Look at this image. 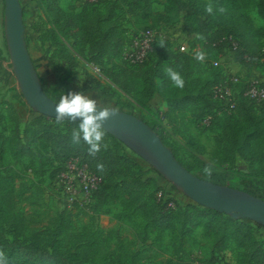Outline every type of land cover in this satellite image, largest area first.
Returning <instances> with one entry per match:
<instances>
[{"label":"rangeland","instance_id":"obj_1","mask_svg":"<svg viewBox=\"0 0 264 264\" xmlns=\"http://www.w3.org/2000/svg\"><path fill=\"white\" fill-rule=\"evenodd\" d=\"M210 4L211 0H200ZM24 7L25 38L29 44V53L45 85L63 82L71 92H82L95 99L99 105H110L117 101L123 111L140 115L154 123L162 137L182 163L196 170L202 166L225 172L228 178L233 176H257L264 186V169L257 162L264 153V104L243 103L238 101V108L232 112L220 107L212 94V88L222 74H234L241 84L250 78L264 82V66L248 69L233 59V53L227 48L209 50L197 41H191L183 30L180 21L160 25L168 34V43L175 50L180 42H186L191 48L190 54L180 55L176 51L166 53L154 51L148 60L134 68H126L123 54L128 49L132 38L152 24L151 17L134 15L116 0H102L97 5L85 6V14L93 18L101 29H114V37L103 52L99 63L92 61L91 54L85 52V58L76 57L74 65L70 60L55 56L50 42V27L53 21V9L60 7L65 11L79 10L76 0H50L51 10L41 8L38 0H19ZM252 0L246 8V14L256 28L264 26L258 16ZM167 0H152L151 10L167 11ZM186 0H181L179 17L186 12ZM111 8V11H110ZM4 0H0V51L3 58H8L3 34ZM168 14H172L168 12ZM239 38L250 51L264 47V36H257L246 26L239 27ZM70 42V40H69ZM109 42V41H108ZM165 44V42H164ZM158 45L154 48L156 50ZM205 52L203 62L194 59L198 51ZM171 67L181 74L185 81L182 89L174 87L165 75V69ZM152 82L155 92L152 98L141 106L133 91H124L112 80L113 76L125 82L139 84L144 81L145 71ZM0 67V134L9 139L4 146L0 159V169L18 172L16 181L22 192L17 205L25 222V231L41 229L64 207L66 196L59 185L57 175L65 170L69 158L65 152L56 149L51 143L38 138L31 139V129L38 124H49L54 130L66 132L75 126L57 124L38 114L30 113L29 107L19 103L14 97L13 78L6 81ZM237 101V100H236ZM249 104V105H248ZM223 113L211 126L200 125L198 119L210 111ZM256 127L259 128L254 135ZM258 130V129H257ZM232 133L238 144L230 143L228 134ZM127 152L134 155L128 148ZM241 151V152H240ZM140 167H131L128 182L142 199L153 197L157 184L167 192L173 193L174 187L146 164L141 158ZM264 168V167H263ZM156 180V183L154 182ZM95 194V193H94ZM92 194L85 198L78 196L65 212L69 228L74 231L87 226L98 228L106 239V251H117L120 247L139 251L140 264H168L172 259L188 257L193 264H249L252 251L228 240V248L219 253H212L211 247L218 243L216 237L207 233L204 226L190 228L182 233V224L176 228L155 229L138 206L133 203L125 188L124 181L108 180L105 190L99 196ZM181 199L179 194L173 193ZM185 228V227H184ZM255 236L259 243L264 241V229H256Z\"/></svg>","mask_w":264,"mask_h":264},{"label":"trees","instance_id":"obj_2","mask_svg":"<svg viewBox=\"0 0 264 264\" xmlns=\"http://www.w3.org/2000/svg\"><path fill=\"white\" fill-rule=\"evenodd\" d=\"M38 1L41 8L48 11L51 10L50 0ZM76 1H78V11L67 12L60 7L53 9V21L49 30L50 42L55 46L53 53L58 58L70 60L72 62L71 65H74L76 57L85 58V52H88L92 56V61L99 63L103 52H105L110 43L109 39L114 37V29L113 27L109 28L105 33L101 34V29L94 23L93 18H88L85 14H79L80 10H86L85 6L97 5L102 0H95L94 2ZM116 1L124 5L131 14L141 15L145 18L151 17L152 24L144 26L143 30L154 29L160 25H164V23L172 24L180 21L183 32L192 38L191 41L195 40L209 50L221 51L227 48L233 53L234 61L248 69L264 66V47L257 49L255 52L250 51L244 45L243 40L239 38V27L243 26H246V30L254 31V34L257 36H264V26L254 27L251 19L246 14V8L252 0H211L210 4L213 7L212 14H208L205 11L208 4L200 0H186V12L181 17H179L180 9L178 6L181 0H167V11L165 12L152 11V0ZM254 4L258 16L264 21V0H255ZM221 6L227 10L224 14L218 11V8ZM22 11L24 22L25 10L23 6ZM168 12L172 14H168ZM197 33L201 34L204 39H196L195 34ZM228 37H231L235 41V48H233ZM25 40L29 50L28 41L26 38ZM167 41H163L165 42L164 48L158 47L154 50L159 42L156 43L150 51L148 58L154 51H164L169 54L172 51H176L180 55L190 54L191 48H189L188 52L179 51L178 46L174 50ZM70 49L76 57H74ZM148 58L143 63L138 64H130L123 60L126 65L125 69L142 66ZM0 67L6 74V81L9 78H13V73L9 69V60L1 56V51ZM148 74V70L145 71L144 81L139 84L125 82L117 76H113L112 80L124 91H133L138 97V103L141 106H146V103L155 92L152 82L148 79ZM230 76V74L225 75L221 73L214 86ZM39 77L45 93L57 103L62 94L67 95L68 92H71L63 82H53L49 86H46L44 79L40 75ZM242 89L243 84H241V88L239 89L240 93L235 95V101H237L234 110H237L239 100L247 103V100L241 94ZM13 90L15 99L19 103L27 105L17 86H14ZM216 101L222 107L221 102ZM260 104H264V102ZM122 106L121 103L116 101L111 107L123 110ZM29 111L30 113L38 114L30 108ZM224 113L218 114L215 110L210 111L203 114L198 119V123L201 125L203 119L208 117L209 124L203 125L207 127L211 126L216 118L223 117ZM38 115L56 122L53 118L41 114ZM136 116L145 121L160 136L163 143L168 146L162 137V133L155 127L154 123L147 121L140 115ZM62 123L75 126L79 122L72 123L69 120H64ZM257 131L259 132L258 127L254 130V135L256 136H258ZM71 132V128L62 133L61 131L54 130L49 124H38L37 128L31 129V139L36 140L41 138L51 143L56 149L61 150V152H65L67 154L66 158H78L82 163L87 164L93 172L101 177V187L95 192V196L101 195L107 186L108 180L124 181L130 200L138 206L139 211L143 213L155 229H175L177 222H181L182 233H184L190 228L203 225L209 235L219 236L216 237V240H219V242L214 243L211 247L212 253H219L228 248L227 243L230 242L228 240H232L238 245L252 251L251 262L249 264H264V241L259 243L255 236V230L264 229V227L246 219H235L224 213L205 208L186 198L180 191L174 188L173 193L181 196V199H178L173 193L167 192L161 185L157 184L156 180L154 182L157 186L153 192V197L142 199L133 191L131 182H128L127 178L131 167H140V157L137 158L129 154L126 147L107 132L104 138V143L108 145L107 149L102 147L101 151L94 157L90 156L87 145L83 142L80 145L72 144ZM228 136L230 137V143L236 146L238 142L234 138V135L230 133ZM8 141L7 137L0 134V159L4 153V146ZM169 148L177 161L198 177L216 184H228L231 187L241 189L264 200V186L261 185L260 179L257 176L248 177L239 175L228 178L227 173L213 168L211 177H205L202 173V169L205 166L196 170L192 166L182 163L176 157L174 150L171 147ZM257 162L264 169V153L258 156ZM98 164H103V172L97 170ZM144 165L146 166L147 164ZM147 167L149 166L147 165ZM19 177L20 175L16 171L0 169V251L6 255L8 264H140L142 257L139 251L123 247H120L117 251L108 252L104 250L106 239L98 228L92 229L84 226L78 231L71 230L65 219L67 207L59 210V214L51 218L49 223L41 229L26 232L24 218L17 212V205L22 198V192L16 185ZM168 264H193V261L186 256L172 259Z\"/></svg>","mask_w":264,"mask_h":264},{"label":"water","instance_id":"obj_3","mask_svg":"<svg viewBox=\"0 0 264 264\" xmlns=\"http://www.w3.org/2000/svg\"><path fill=\"white\" fill-rule=\"evenodd\" d=\"M3 34L9 69L23 100L33 112L55 119L54 104L57 102L45 93L30 56L19 0H4ZM103 127L186 198L205 208L264 227L263 199L191 173L177 161L160 136L136 115L119 110Z\"/></svg>","mask_w":264,"mask_h":264},{"label":"built area","instance_id":"obj_4","mask_svg":"<svg viewBox=\"0 0 264 264\" xmlns=\"http://www.w3.org/2000/svg\"><path fill=\"white\" fill-rule=\"evenodd\" d=\"M85 2H94L95 0H83ZM168 34L161 27L154 29L142 30L137 33L131 40L128 49L123 54V60L130 64L143 63L152 50L153 46L162 41H167ZM233 48L236 47L235 41L228 37ZM178 50L188 52L189 46L186 42H180ZM264 62V58H263ZM227 79L219 82L213 88V97L221 102V106L229 111L236 108L235 95L240 93L236 87L240 80L234 74ZM243 98L248 102H264V82L255 78H250L243 83L241 92ZM203 124H209V118L203 119ZM59 185L62 186L66 194L64 198V207H70L80 195L85 198L90 197L101 187V177L93 172L89 166L82 163L78 158H71L65 168L57 175Z\"/></svg>","mask_w":264,"mask_h":264},{"label":"clouds","instance_id":"obj_5","mask_svg":"<svg viewBox=\"0 0 264 264\" xmlns=\"http://www.w3.org/2000/svg\"><path fill=\"white\" fill-rule=\"evenodd\" d=\"M205 11L212 14L213 7L211 4L207 5ZM219 13L224 14L227 10L221 6L218 8ZM195 38L203 40L204 37L197 33ZM158 47L164 48V42L161 40ZM194 59L198 62H203L205 59V52L198 51L194 55ZM165 75L170 80L171 84L179 89L185 85V81L181 74L171 67L165 69ZM119 112L118 108L110 105H99L97 101L82 92H68L67 95L62 94L58 103L54 104V115L57 124H62L64 120H69L75 123V127L71 132V142L74 145H80L82 142L87 145L88 154L95 156L101 151V148L107 149L108 145L104 143L106 130L104 124ZM97 170L103 172V164L97 165ZM205 177H211L213 168L205 166L202 169ZM0 264H8L6 255L0 251Z\"/></svg>","mask_w":264,"mask_h":264}]
</instances>
